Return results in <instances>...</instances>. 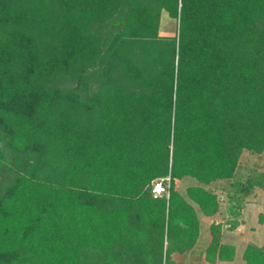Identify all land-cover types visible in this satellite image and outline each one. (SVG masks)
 <instances>
[{"label":"trees","instance_id":"16d2710c","mask_svg":"<svg viewBox=\"0 0 264 264\" xmlns=\"http://www.w3.org/2000/svg\"><path fill=\"white\" fill-rule=\"evenodd\" d=\"M243 145L264 153V0H0V264H181ZM237 184L236 210L264 171ZM225 224L206 264L235 260Z\"/></svg>","mask_w":264,"mask_h":264},{"label":"rangeland","instance_id":"374dc122","mask_svg":"<svg viewBox=\"0 0 264 264\" xmlns=\"http://www.w3.org/2000/svg\"><path fill=\"white\" fill-rule=\"evenodd\" d=\"M178 24L177 21L170 19L167 15H164L162 26H161V35L162 36H174L177 32ZM237 152V155L233 157L232 163H236V172L238 178H234L228 181H221L211 186V189L219 195L221 203V214L217 215V218H221L227 215H233L230 211V208L235 206L234 198L235 192L237 191L238 181H246L250 175L255 172L264 171V153L261 155H255L249 152L246 149V145L240 146ZM241 167V168H239ZM199 185L195 179H186L180 184V190L185 195V190L189 185ZM237 185V186H236ZM243 211L246 216V222L249 225L246 232L247 236L244 240L252 243L256 247H261L264 245V191L257 188L251 195L244 197L242 204ZM197 210L198 217L201 221V232L200 237L196 245L195 251L204 250L208 244L210 238L209 225L211 217L205 216L200 208L195 205ZM247 213V215H246ZM223 214V215H222ZM262 216V218H261ZM251 227L255 229L252 230ZM238 236V235H237ZM240 238L234 237L231 238L232 243L237 242L238 244V262L242 261L243 252L241 249V243L238 242ZM229 240V239H227ZM185 259L181 258V263L185 262Z\"/></svg>","mask_w":264,"mask_h":264},{"label":"crops","instance_id":"0c3cea01","mask_svg":"<svg viewBox=\"0 0 264 264\" xmlns=\"http://www.w3.org/2000/svg\"><path fill=\"white\" fill-rule=\"evenodd\" d=\"M239 168H241V167H239ZM238 176H237V178H238ZM234 202H235V200H234ZM238 202H239V204H242L243 199L240 198V200ZM236 205H237V202H235V206ZM240 206L243 209V206L242 205H240ZM241 207L238 210H236L235 208H230V211L233 214L232 216L231 215H227V216H224V217H221V218H217V215H216L214 217H211L210 225H209V232H210L211 223H212V221L214 219L221 220V221H224V222L233 221V220L239 221V224H238L237 228H235V230L233 228H228V225L225 224V226L223 228V237H222V242L224 244L232 245L233 247H235V249H236L235 260L233 262H220L219 261L216 264H246L244 262V260H243V256H244V253H245L246 249L248 248V246L252 245V243L244 240V238L247 236L246 232L249 229L248 228L249 225L246 222L247 219H246L245 213L241 209ZM220 214H221V206H220V213L218 215H220ZM246 215H247V213H246ZM261 218H262V216H261ZM200 223H201V221H200ZM251 229L254 230L255 228L251 227ZM200 232H201V230H200ZM234 237L240 238L238 242H240L241 243L240 244L241 247H243L241 249V251L243 252L242 261L241 262H238L239 259H238V255H237V252H238V244H237V242L234 243V244H230V243H232L231 238H234ZM227 239H229V240H227ZM210 241H211V232H210V238H209V241H208V244H207L206 248L204 250H200V251L197 252V251H195L196 250V246H195V248L188 255H185L183 257L185 259L184 260L185 262H182L181 264H206L205 260H204V254H205V251H206L207 247L210 244Z\"/></svg>","mask_w":264,"mask_h":264},{"label":"built area","instance_id":"2783aa9c","mask_svg":"<svg viewBox=\"0 0 264 264\" xmlns=\"http://www.w3.org/2000/svg\"><path fill=\"white\" fill-rule=\"evenodd\" d=\"M170 187H171L170 176L165 179H159L152 183V193L154 194L155 198H160L163 196L169 198Z\"/></svg>","mask_w":264,"mask_h":264}]
</instances>
